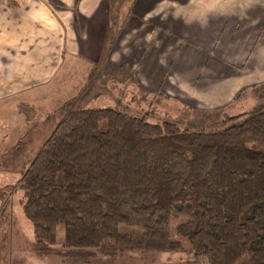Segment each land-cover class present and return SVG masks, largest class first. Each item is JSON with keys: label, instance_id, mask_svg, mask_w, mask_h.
<instances>
[{"label": "trees", "instance_id": "16d2710c", "mask_svg": "<svg viewBox=\"0 0 264 264\" xmlns=\"http://www.w3.org/2000/svg\"><path fill=\"white\" fill-rule=\"evenodd\" d=\"M105 62L44 115L51 130L5 187L22 194L35 249L54 245L61 228L60 247L85 254L179 250L192 264H264V83L250 87L251 111L195 132L128 114L117 99L114 108L85 107L97 96L92 87L109 79H100ZM173 218L187 229L186 247L173 240ZM121 225L141 234L120 233Z\"/></svg>", "mask_w": 264, "mask_h": 264}, {"label": "crops", "instance_id": "0c3cea01", "mask_svg": "<svg viewBox=\"0 0 264 264\" xmlns=\"http://www.w3.org/2000/svg\"><path fill=\"white\" fill-rule=\"evenodd\" d=\"M107 1L0 0V68L4 66L3 87L14 81L16 85L29 87L20 88L12 94H3L0 100L27 93L36 87L53 85L60 89L58 80L74 70L70 65L76 67V63L85 62L92 67L110 46L106 33ZM243 4L246 8L241 10ZM157 6H164L165 11L158 10ZM126 7L120 18V30L128 27L132 32L135 27L133 19L139 21L140 26H151V33L157 36L151 45L162 47L161 54L177 55V59L167 56L166 69H194L197 72L195 75L202 81L215 80L208 86L206 84L201 93H195V96L204 98L200 101L202 106L215 109L223 107L225 103L230 105L234 96L245 87L264 83V0H129ZM156 31L158 33H154ZM160 31L162 34H159ZM66 55L74 58L65 60ZM110 58L111 55L106 61ZM208 69L215 71L210 75ZM60 73L64 75L59 77ZM136 85L143 84L138 81ZM202 85L203 82L200 87ZM26 101L22 100L21 103L27 104ZM61 101L63 99L54 100L53 106L44 111L45 114L56 109ZM28 105L36 107L31 100ZM0 117H3L0 126L4 125L0 134L2 173L7 170L3 168L2 160L11 158L12 149L27 147L21 142L27 129L25 117L16 114L13 105L10 112ZM48 122L45 120L42 124L49 129L53 123ZM20 142L21 146H15ZM16 160L20 161L21 157ZM12 171L16 173L19 170ZM10 184L13 185L12 182ZM21 211L18 205L4 208L5 215L0 222V264H121L134 256L131 253H94L57 255L55 258L37 255L32 259L31 253L27 254V245L24 246L27 242L25 236L21 238L23 245L18 240L21 220H24ZM2 227L7 229V233H3L5 230Z\"/></svg>", "mask_w": 264, "mask_h": 264}, {"label": "rangeland", "instance_id": "374dc122", "mask_svg": "<svg viewBox=\"0 0 264 264\" xmlns=\"http://www.w3.org/2000/svg\"><path fill=\"white\" fill-rule=\"evenodd\" d=\"M128 2L129 0H116L115 2L112 0L107 1L106 5L108 6L109 11L107 13L108 28L106 33L109 35L108 41H110V46L106 51H103V54L98 57L96 62H92L101 65L102 61L107 57L109 58L111 55V58L102 65V74L104 75L100 78L109 79L107 82L104 81L103 83L100 81L92 87L91 96H94L95 94L97 96L95 98L91 97L87 101L84 99L86 101L85 107L114 108L116 106L115 102L119 100V105H121L119 109H124L131 115L145 114L149 122L154 123L169 120L175 122L180 128H187L195 132H212L223 128L221 116L241 114L243 112L251 111V109L256 106L257 99L255 95L257 91L250 87H245V90H247L246 94L242 93L237 99L235 98L237 96L236 94L231 100L232 102H230V105H226L225 103L223 107L220 106L215 109L202 106V102L200 101L204 98L195 96V93H201L206 84L208 86L211 81L214 83L215 80L210 78L211 80L202 81L195 75L197 72H195L194 69L190 71L184 70L183 68L166 69L168 62L166 61L167 56L169 59H177V55L169 53L161 54L159 52L163 50L162 47L151 45L154 39L157 38L155 34L151 33V26H140L141 23L133 19L135 27L132 32L129 31L128 27L124 29L121 28L122 30H120V23L122 21L120 18L128 8L126 7ZM6 4H8V1ZM163 8L164 6H157V9L162 12L165 11ZM245 8V4H243L240 9L244 10ZM144 11L145 9L142 12ZM137 25L138 29L136 30ZM117 30L118 35L116 34ZM154 33H158V31ZM159 34H162V31H160ZM72 57L73 56L71 55H66L65 60ZM71 66H73L72 69L74 70L69 71L66 75H61L60 73L59 77L64 76L60 79L59 77L57 78L59 79L57 84L60 89H56L53 85L36 87L27 91V93L6 97L0 100V115L10 112L13 105L15 113L25 117V126L27 129V132L22 137L23 145H26L27 147L18 149V151H16L17 149H12L10 152L11 158L7 157L2 160L3 168H7V170L0 173V222L5 215V207H15L18 205L21 210V206L18 204V199L22 195L21 192L13 190L7 191L4 186L6 184L11 185V182L12 184L15 183V179H18V174H20L22 169L27 163H29L38 150L39 142L47 136L48 132L51 130L50 128L48 129L46 125L42 124V122H44L42 121V118L46 113L44 111L48 110L50 106H53L54 100L63 99V101L57 106L59 107L62 106L65 101H68L70 98L77 95L84 85L85 79L82 80L81 78L86 77V75L91 72V64L86 65L85 62L76 63V67H74V65H70V67ZM0 69V96L9 93L12 94L17 92L20 88L25 89L27 87V85H16V81H14L4 88V66ZM208 71L211 75L215 70L208 69ZM167 79H169V84H167ZM138 81L143 85L137 86L136 83ZM202 82L203 85L200 87ZM195 98L197 101H195ZM22 100H27V104L21 103ZM29 100L34 101L36 109L33 106L28 105ZM218 114L220 116H218ZM0 120H3V117H0ZM52 122L56 121L53 120ZM3 126H0V134L2 133L1 129ZM15 146L19 147L21 145L16 144ZM1 155L0 151V156ZM19 157H21V160L15 161V159ZM1 167L2 165L0 166V169ZM4 170L5 169H3V171ZM12 170L19 171L15 173ZM15 175H17V178H15ZM23 218L24 220H21L20 226L21 235H19L20 239L18 240L20 241V245H23V240L21 238L22 235L25 236L27 242L24 246L27 245L26 251L28 255L31 253V257L37 255L56 257L57 255L76 256L85 254V250L83 249L67 250L60 247L61 244L58 241L62 240L63 237L61 228H58L56 233V243L54 245H48V247L44 249V252L39 253L35 249L34 241H30L31 238L33 239L31 224L24 216ZM179 220V218H173L171 222L173 240L182 242V245H185L186 247L187 229L181 224L176 226ZM1 229L5 230L3 233H7L5 227H2ZM118 230L120 233L133 236L141 234L140 230L124 225L119 226ZM8 250L9 248L7 251ZM13 250L14 248L11 249V251ZM121 253L123 255L130 253L134 255L131 260L122 261L121 264H185L188 259V264H192L190 262V255H188L186 251H119L110 254L121 255ZM35 258L36 257L32 259ZM74 259L77 260L76 258ZM52 262H54V260ZM108 264L117 263L108 262ZM118 264L120 263L118 262Z\"/></svg>", "mask_w": 264, "mask_h": 264}]
</instances>
